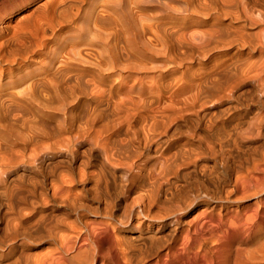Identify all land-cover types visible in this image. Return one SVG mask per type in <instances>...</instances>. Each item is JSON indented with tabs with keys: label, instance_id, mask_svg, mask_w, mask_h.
Here are the masks:
<instances>
[{
	"label": "bare ground",
	"instance_id": "6f19581e",
	"mask_svg": "<svg viewBox=\"0 0 264 264\" xmlns=\"http://www.w3.org/2000/svg\"><path fill=\"white\" fill-rule=\"evenodd\" d=\"M24 7V4L15 5L8 13L3 10L7 16ZM32 10L36 14V25H32L35 35L31 34L37 44L35 42L34 46L28 33L30 29L26 28L29 36L19 43L16 41L19 36L13 35L17 33L14 32L12 37L16 40L14 37L12 40L19 46L15 43L16 48L11 50L2 47L5 52L0 54V127L8 134L13 132L11 136L17 129L26 134L24 139L20 135L23 144L17 150L18 159H26L29 164L36 162L41 170L38 171L43 172L49 158L58 154L56 149L69 148L71 143L66 134H77L78 139L79 134L84 137L83 134L92 131L96 136L92 135V141L102 147H97L100 152L97 157L107 168L112 166L113 156L122 150L128 151L133 145V139L128 137L132 131L135 139L137 137L134 143L140 145L142 141L147 150L146 158L154 162L151 171L146 172L148 178L137 175L128 179L126 176L123 183L119 181L121 192L128 196L139 191L140 195L137 193L139 196L133 200L138 206L128 210L131 203L124 197L122 215L115 217L111 205L116 194L102 199L99 214L108 220L91 223L97 224L95 227L88 224L89 229L84 220L86 232L79 245L72 240L71 228L70 237L59 236L62 222L57 217H53L56 218L53 225L44 229L45 236L41 235L43 216L38 209L43 206L39 200L46 201L42 198L45 192L38 190L42 180L30 178L23 183L22 178H18L13 181L18 183L12 187L0 180L2 196L7 198L11 213L8 222L14 227L12 239L22 235L33 240L32 236L39 234L42 239L58 240L56 251L46 252V258L36 260V257L32 262V257L30 261L23 256L21 261L16 255L10 264H94L97 254L102 258L99 264H264V112L252 113L248 104L264 106V0H46ZM16 26L18 29L19 25ZM17 29L14 30L19 34L20 29ZM64 29L70 32L57 50L43 42L44 32L50 31L54 37ZM5 41L10 43L4 40V45ZM219 51L221 55H216L213 64L205 67L212 54ZM29 58L40 67L24 68L23 63ZM194 58L197 61L192 66ZM154 63H159L158 75L149 80L146 74ZM189 63L191 66L186 65ZM185 81L192 87L188 103L183 101L185 99L181 100L182 105L173 103L176 92L171 89ZM87 95L89 98L82 101ZM163 96L168 103L159 105ZM208 98L215 102V106H211L216 109L211 117L207 116L204 126L198 127L199 132L185 135L182 141L171 140L169 126L188 114L204 110L210 102ZM46 113L64 116L58 127L47 132L49 128L44 127L42 118ZM38 126L41 132L37 134L34 132ZM214 129L216 132L212 133ZM121 132L125 133V139H119ZM156 136L163 138L157 143L154 142ZM42 138L51 143L41 147ZM3 141V137L0 138L1 152L5 147ZM161 145L166 146L163 151L156 149ZM244 148L250 152L246 154ZM109 150L113 153L109 154ZM127 156L129 158L130 154ZM206 158L216 160L224 178L215 181L205 178L207 187L196 191L175 183L177 178H167L176 171L174 169L180 168L178 166L195 165ZM60 179L61 184L66 180L73 182L72 178ZM106 181L108 184L107 178ZM92 189L91 193L97 188ZM64 191L57 188L51 192V197L61 199L63 193L68 195L71 190ZM120 226L126 228L128 235L116 239ZM12 252L13 247L9 254Z\"/></svg>",
	"mask_w": 264,
	"mask_h": 264
},
{
	"label": "rangeland",
	"instance_id": "374dc122",
	"mask_svg": "<svg viewBox=\"0 0 264 264\" xmlns=\"http://www.w3.org/2000/svg\"><path fill=\"white\" fill-rule=\"evenodd\" d=\"M2 1V2H1ZM43 1H46V0H0V18H2V20H0V49H2V50H0V54H2V53H4L5 51V49L4 48H2V47H5V46H7V47H5L6 48V50L8 49V50H11V49H13V48H16V45L17 46H19L18 44L20 43V40L22 39V40H24L25 38H27L29 35H28V33L30 34V36H32V34L31 33H33V35H35L34 33V28L32 27V25L34 26V25H36V18H35V20H34V16L36 15V14H34L33 12V6H35V5H38V4H40V3H42ZM31 3V4H30ZM4 4V5H3ZM22 4H24L25 5V7L23 8V9H20L19 11H17V12H15V13H13V14H11V15H8L7 14V16H5L6 15V13H8V12H10L12 9H13V7L15 6V5H22ZM174 6H175V4H174ZM4 7V8H3ZM20 7V6H19ZM2 9V10H1ZM3 9H6L5 11H6V13H4V10ZM32 10V11H31ZM28 11V12H27ZM29 12H31L30 14L31 15H33V17L31 16V15H29ZM33 13V14H32ZM28 14V15H27ZM5 16V17H4ZM27 16V18L26 19H24L25 17ZM28 16L29 17H32V19L31 18H28ZM22 17H24V18H22ZM17 19V20H16ZM29 20V21H33V23H31V22H27L26 20ZM31 19V20H30ZM23 20H25V22L23 21ZM20 21H21V24H20ZM17 22H19V23H17ZM29 23V24H28ZM25 24V25H24ZM3 25V26H2ZM5 25V26H4ZM16 25H19L18 26V29H17V26ZM9 26H11L10 28H9ZM16 26V27H15ZM2 27V28H1ZM8 27V28H7ZM15 27V28H14ZM20 27V28H19ZM25 29H24V28ZM17 29V30H19L20 29V31H19V34H18V31H15L14 29ZM26 28L27 29H30V30H28L29 32L27 33V30H26ZM33 29V31H31L32 29ZM4 30L5 31H7V32H4ZM11 30V31H10ZM12 30H13V32H12ZM31 31V32H30ZM3 32V33H2ZM14 32H17V33H15V34H13ZM23 32V33H22ZM61 32V33H60ZM60 32H58L57 34H55L56 36H54V37H52L51 36V34H50V31L49 32H44V37L47 39H45V40H43V42H46V44L51 48V49H55V50H57L58 48H59V46H60V44H61V42L68 36L67 34H69V30L68 29H64V31L62 30V31H60ZM68 32V33H67ZM25 33V34H24ZM49 33V34H48ZM12 34L13 35H15L16 37H18L19 36V38H18V40H16L15 38V36H13L12 37ZM18 34V35H17ZM39 35H43V34H41V33H38ZM9 35V36H8ZM10 35H11V37H10ZM48 35V36H47ZM50 35V36H49ZM2 36V37H1ZM5 36L7 37H10V38H8L7 37V39L5 38ZM64 36V37H63ZM25 37V38H24ZM5 38V39H4ZM12 38H13V40H16V41H18V42H13V40H12ZM31 38H33L32 39V42L34 43V46H35V42H36V44H37V39H35L34 38V36H32ZM50 38V39H49ZM2 39H3V41H2ZM4 40H10V43L8 44V43H6V41H5V43L7 44H5L4 45ZM21 40V41H22ZM36 40V41H35ZM51 40V41H50ZM12 42H13V45L15 44V43H17L16 45H14V47L12 46ZM86 42L87 43H89V40H86ZM1 43H2V45H1ZM4 45V46H3ZM11 45V46H10ZM12 47V48H11ZM41 47V46H40ZM40 47H37L36 48V50H39L38 48H40ZM84 48H86L87 46H83ZM1 51H2V53H1ZM4 51V52H3ZM220 53V54H219ZM221 53L222 52H215V53H213L212 54V59L210 58L209 60H207L208 62H206L205 63V67H209V66H211L212 64H213V61L212 60H215V59H217V57H219L220 55H221ZM216 55H217V57H216ZM214 56V57H213ZM195 59V58H194ZM193 59V61H192V66L196 63V59L194 60ZM32 59L31 58H29L26 62H24L23 64V67L24 68H27L28 70L30 69V70H32V65H33V68H34V65L36 66V67H40V65L39 64H37V63H35V62H33V61H31ZM211 60V61H210ZM32 62V63H31ZM28 63V64H27ZM30 63V64H29ZM204 63V62H203ZM156 64V65H155ZM2 65V67L4 66L3 64H1ZM187 66H191V64L189 63V64H186ZM185 65V66H186ZM159 66V63H154L153 65H151V66H149V67H152L151 68V70L149 71V72H147V79H153V78H155L157 75H158V67ZM17 67V66H16ZM30 67V68H29ZM36 67L34 68V69H36ZM161 71H163V70H161ZM149 73V74H148ZM160 73V72H159ZM155 74H156V76H155ZM188 81H185V82H182V83H179L177 86H175L174 87V89L172 88L171 89V91H174V92H176V95L175 96H173L172 97V100H174L173 101V103L175 102H178V103H176V104H178V105H182L185 101L187 102L188 100H189V98L187 99V97H190V95H191V90H192V87H191V83L190 82H188ZM189 84H190V86H189ZM187 93H189V94H187ZM89 96L90 95H87V96H83L81 99H82V101L83 100H85V98H89ZM166 97L168 96V95H165ZM165 96H163V98H161V99H163L162 101H161V99L159 100V105H164L167 101H168V99H166L165 98ZM177 96V97H176ZM183 97V98H182ZM168 98H169V96H168ZM175 98V99H174ZM182 98V99H181ZM183 99H185V100H183ZM166 100V101H165ZM181 100H183V101H181ZM208 100L210 101L209 103H207V105H206V107L204 106V110L203 109H199L196 113H192V114H188V115H186L183 119H180V120H177L176 121V123L174 124V123H172L171 125L173 126H169V128H168V131L170 132L169 134H168V136L169 135H172L171 137H170V139L171 140H178V141H182L183 139H185V135H187V134H189V133H194V132H199V130H198V127H199V129L200 128H202V126H204V124L206 123V121H207V119L209 118V117H207V116H212V114L211 113H213L214 111H215V109L216 108H212V106H215V102L214 101H212V100H210L209 98H208ZM183 102V103H182ZM162 103V104H161ZM168 103V102H167ZM182 103V104H181ZM188 103V102H187ZM211 103V104H210ZM209 104V105H208ZM214 104V105H213ZM234 104V103H233ZM248 104H250L251 105V108H250V110L252 111V113H259V111L258 110H260V113H263L264 112V106H261V104L259 105V104H252L251 102H248ZM212 105V106H211ZM234 105H236V106H238L237 104H234ZM210 107H211V109H210ZM259 108V109H258ZM204 111V115H203V111ZM207 110L208 111H210V112H208L207 113ZM256 111H258V112H256ZM53 114V115H52ZM45 115H47V116H43L42 118H43V121H44V127H46V129H48L49 128V130H46L45 128V130H46V132L47 131H52L51 129H54L55 127H58V125H60L61 123H62V121H63V115L62 114H58V113H56L55 115H54V113H51V116H50V113H46ZM191 115H193V116H191ZM201 115H203L202 117H201ZM68 116V115H67ZM194 116H196V117H194ZM197 117H199V118H197ZM66 118H69V117H66ZM187 120H186V119ZM197 118V119H196ZM201 118V119H200ZM189 119V120H188ZM66 120H68V119H66ZM186 120V121H185ZM202 120H204L203 122L204 123H202ZM194 121V122H193ZM199 121H201V122H199ZM189 122V123H188ZM196 123V124H195ZM104 124V123H103ZM47 125V126H46ZM178 125V126H177ZM196 125V126H195ZM201 125V126H200ZM170 127L172 128V129H170ZM180 127V128H179ZM195 127V128H194ZM0 129L2 130V131H4V132H2V131H0L2 134L0 135V138H2L3 137V140L5 141V139H6V141H8V142H4V146L6 147H2L1 148V150H2V152L0 153V155L2 154V153H4V152H6V153H4V154H2V158H1V156H0V180L1 181H3V182H5V184H7V186L9 185L10 187H12V185H15V184H17L18 183V181L17 182H13V181H15V180H21V178H22V181H23V183H26L27 181H28V179H30V178H33V179H35V180H37V181H41L40 183H41V185H42V187H39L38 188V190L39 191H41L42 193L43 192H45L44 193V197H42V198H45L46 199V201H40L39 200V202H42L41 203V205L43 206V208L42 209H38V211H42L41 212V215L43 216V220H42V222L40 223V231H41V235L42 236H45L44 235V229H46V228H48L49 226H51V225H53L54 223H55V220H56V218H53V217H57V219L58 220H60L61 222H62V227H61V231H59L58 230V234H59V236H61L62 238L65 236H67L68 235V233L70 234V235H72L71 234V232H73V234L74 235H72V240H75V243H76V245H79L80 243H81V241H80V239H81V236H83V233L85 234V232H86V227L89 229V225H90V227L92 226V227H95L94 225H92L91 223H94V222H98V221H102V220H104V221H107L108 219L107 218H102L101 217V214H99V212L102 210V207H103V205H102V203H101V200L103 199V200H105V199H108L109 197H112V195H114V194H116L115 196H116V200L114 201V204L113 205H111V207H112V209H111V211H112V214H113V216H115V217H119V216H121L122 215V213L121 212H123V210H124V201H123V198L124 197H126V198H128V200H127V202H128V204L129 203H131V204H129L128 205V210L132 207V206H134V207H137L138 205L136 204V203H134V197L136 198L137 196H139L140 195V193H139V191H136V193H131V194H129V196H128V194H125V192L123 193V192H121L123 189H121V187H119L118 185H119V183H121V182H119L120 180H122V183L125 181V179L126 178H136V176L137 175H139V176H142V175H144L143 177L145 178H148V175L146 174V172H149V171H151V169H152V164H153V162H154V160L153 159H149V158H146V151L147 150H144L145 148H143V147H145L144 145H143V142L141 141V143H140V145L138 144H136V143H134V140H135V142H137V137H136V139H135V136H133V132L131 131V132H129L128 133V137L130 136V138L131 139H133V145H131V147H129L128 148V151H121L119 154H117V155H115V156H113V158L111 159V160H114V161H111V163H113V164H111L112 166H113V168H112V166L110 167V166H107V168L105 167V166H102V160L99 158V157H97V153L99 154L100 152L98 151L100 148H102L101 146H100V143L98 144H96V141L94 142V141H92L93 139L92 138H94V137H96L95 135H94V133L91 131H89L88 133H85V135L83 134V136L84 137H81L82 135L81 134H79L80 136L78 137V139H77V134H66L65 135V137L66 138H68L69 137V139H70V145H69V148L68 149H64V148H59V149H56V151H57V155L56 156H54L53 158H49V160H48V164L47 165H45V167H44V170H43V172H40L41 170H40V168L39 167H37L38 165L36 164V162H33L34 164H36V165H31L30 166V164H33V163H28V161L26 160V159H24V161L23 160H21L20 158L18 159V157H17V150H19L18 148H20L21 147V144H23V139H24V137L26 136V134L25 133H21L20 131V129H17V130H15V132L17 133H15L16 134V136H13V135H15V134H13L12 136L10 135V134H12L11 132H10V134H8L9 132L8 131H6V132H8V133H6L5 132V129L3 130V128H1L0 127ZM37 131L36 132H34V133H37L38 134V132L40 133L41 131V127L40 126H38L37 127ZM40 129V130H39ZM196 130V131H195ZM34 131H35V129H34ZM174 131V132H173ZM33 132V131H32ZM188 132V133H187ZM216 132V129H214L213 130V132L212 133H215ZM5 133V134H4ZM89 133H91L90 134V137H89ZM5 137H4V136ZM20 135L22 136V138L20 137ZM74 135H76V137L74 136ZM87 135H88V137H87ZM94 137H93V136ZM144 134L141 132L140 133V136H143ZM24 136V137H23ZM132 136V137H131ZM12 137V138H11ZM15 137V138H14ZM122 137H124V138H122ZM134 137V138H133ZM19 138V139H18ZM21 138V139H20ZM77 140H76V139ZM126 138V136H125V133H123V132H121V134H120V138L119 139H125ZM156 138H157V140H156ZM160 138H163V137H161V136H159V139H158V136H156L155 137V139H154V142L156 141L157 143L160 141ZM73 139H75V140H73ZM88 139L90 140V142H91V144H90V142L88 141ZM10 140V141H9ZM95 140V139H94ZM41 144H40V146L41 147H47L51 142L48 140V139H44V138H42L41 139ZM76 141H78L77 143H76ZM21 142V143H20ZM73 142V143H72ZM93 142H94V144H93ZM6 143V144H5ZM9 145H8V144ZM16 143L18 144V146L16 145ZM42 143H44V144H42ZM92 145H95V146H92ZM8 146H10V147H8ZM92 146V147H91ZM99 146V147H98ZM140 148H139V147ZM97 147L99 148V149H97ZM137 147H138V149H137ZM165 145H161V146H158L156 149H160L161 151H163L164 149H165ZM9 148V149H8ZM11 148H13L12 149V151H14V152H12L11 151ZM74 148V149H73ZM94 148V149H93ZM143 148V149H142ZM8 149V150H7ZM73 149V150H72ZM89 149H91V150H89ZM67 150V151H66ZM69 150V151H68ZM72 150V151H71ZM94 150V151H93ZM132 150H134V152L132 151ZM97 151V152H96ZM133 153H132V152ZM135 151H136V153H135ZM10 152V153H9ZM12 152V153H11ZM62 152H63V154H62ZM73 152H74V155H73ZM129 152V153H128ZM244 152H247L246 154H248L249 152H250V150L248 149L247 150V148H244ZM61 153V154H60ZM71 153H72V155H71ZM111 153H113L111 150H109V154H111ZM123 153V154H122ZM126 153V154H125ZM132 153V154H131ZM142 153V154H141ZM263 153H264V151H263ZM77 154V155H76ZM130 154V157L129 158H127L128 156L127 155H129ZM159 154V153H158ZM4 155V156H3ZM6 155V156H5ZM61 155V156H60ZM73 157V159H72V157ZM76 155V156H75ZM124 155V156H123ZM13 156V157H12ZM96 156V157H95ZM119 156H120V158H119ZM67 157V158H66ZM70 157H71V160H70ZM75 157V158H74ZM114 157H116V158H114ZM155 157V156H154ZM69 158V159H68ZM10 159V160H9ZM63 159V160H62ZM99 159H100V161H99ZM18 160V161H17ZM20 160V161H19ZM65 160V161H64ZM73 160V161H72ZM63 161V162H62ZM72 161V162H71ZM21 162H23V163H21ZM100 162H101V164H100ZM203 162H204V164H203ZM215 163V166H214V163ZM20 163V164H19ZM197 164V165H196ZM200 164V165H199ZM28 165H29V167H28ZM50 165V166H49ZM84 165V166H83ZM187 167H181V166H178V167H180V168H176V169H174V170H176L177 171V169H178V171L176 172V171H174L173 173H171L172 175H170V176H167V178H177L176 180L174 179V181H175V183H177V184H181L182 186H188L190 189V191H196V190H199L200 188H202V189H204L205 187H207V185H208V182H206L207 180L206 179H212L213 180V178H214V180L213 181H215V179L216 178H222V176H223V178H224V173H223V171H222V169L220 168V166L217 164V162H216V160L214 161V159L213 158H206V159H204L203 161H198L197 163H195V165L194 164H190V165H186ZM205 166V167H204ZM59 169H58V168ZM103 167V168H102ZM109 167V168H108ZM132 169H131V168ZM135 167H136V170H135ZM217 167V168H216ZM34 168H36V169H34ZM37 168H39V169H37ZM61 168V169H60ZM80 168V169H79ZM111 168V169H110ZM134 168V169H133ZM146 170H145V169ZM207 168V169H206ZM215 168V169H214ZM220 168V169H219ZM4 169H6V170H4ZM29 169V170H28ZM32 169H34V170H32ZM104 169V170H103ZM110 169V170H109ZM124 169H125V171H124ZM130 169V171H127V170H129ZM192 169V170H191ZM217 169V170H216ZM32 170V171H31ZM38 170H40V171H38ZM106 170V171H105ZM109 170V171H108ZM119 170V171H118ZM133 170V171H132ZM180 170H182V171H180ZM221 170V171H220ZM5 171V172H4ZM59 171V172H58ZM120 171H121V173H120ZM180 171V172H179ZM204 171V172H203ZM33 172V173H32ZM37 172V173H36ZM41 174H40V173ZM108 172V173H107ZM123 172V173H122ZM131 172V173H130ZM145 172V173H144ZM206 172H207V174H206ZM218 172V173H217ZM41 175H39V174ZM126 173V174H125ZM132 173H133V175H132ZM200 173H201V176H199L200 175ZM221 173H223V174H221ZM5 176H4V175ZM20 174V175H19ZM25 174V175H24ZM30 174H32V175H30ZM121 174V175H120ZM123 174V175H122ZM141 174V175H140ZM145 174H146V176H145ZM175 174V175H174ZM204 174H206V175H204ZM218 176H217V175ZM221 174V175H220ZM7 175V176H6ZM61 175H62V177H61ZM129 175V176H128ZM131 175V176H130ZM176 175H177V177H176ZM182 175V176H181ZM212 175V177H210ZM237 175H240V172L237 174ZM32 176V177H31ZM44 176H45V178H44ZM121 176H122V179H121ZM127 176V177H126ZM192 176V177H191ZM217 176V177H216ZM126 177V178H125ZM149 177H150V175H149ZM19 178V179H18ZM25 178V179H24ZM26 178H27V180H26ZM38 178V179H37ZM43 178V179H42ZM60 178H66V179H68V178H72L71 179V181H73L72 183H73V185H70V184H72L71 182H70V180H66V183L68 184L69 182H70V184H66V183H64V184H61L62 183V181L60 182ZM82 178H84V179H82ZM86 178V179H85ZM95 178H98V179H95ZM106 178H107V180L109 181L110 179H112V180H110L109 182H108V184H110L109 186H108V184H107V181H106ZM108 178H110V179H108ZM113 178H115L114 180H113ZM125 178V179H124ZM128 178V179H129ZM151 178V177H150ZM159 178V177H158ZM179 178V179H178ZM204 178V179H203ZM206 178V179H205ZM227 178H230V176L229 175H227ZM5 179V180H4ZM40 179V180H39ZM87 179H89V180H87ZM91 179V180H90ZM102 179H103V181H102ZM193 179V180H192ZM198 180V182H197V180ZM82 180V181H81ZM87 180V181H86ZM98 180V181H97ZM106 181V183H104L105 181ZM117 180V181H116ZM124 180V181H123ZM26 181V182H25ZM49 181H51L52 182V184L53 185H55V186H53L51 183H48ZM68 181V182H67ZM85 182V183H82V182ZM89 181V182H88ZM96 181V182H95ZM118 182V183H116V182ZM190 181V182H189ZM192 181V182H191ZM204 181V182H203ZM20 182V181H19ZM90 182H92V183H90ZM99 182V183H98ZM114 182V183H113ZM184 182V183H183ZM186 182H188V183H186ZM193 182H195V184H193ZM198 183V185H197V183ZM81 183V184H80ZM96 183V184H95ZM190 183V184H189ZM192 183V184H191ZM204 183V184H203ZM46 184V185H45ZM57 184L59 185V186H57ZM83 184V185H82ZM98 184V185H97ZM105 186H104V185ZM114 184V185H113ZM44 185V186H43ZM63 187H62V186ZM65 185H67V187L65 186ZM94 187L93 189H92V187ZM94 185V186H93ZM113 185V186H112ZM203 185H205V186H203ZM53 186V187H52ZM61 186V187H60ZM72 186V187H71ZM83 186V188H81ZM99 186L101 187V186H103L104 188L106 187V186H108V187H110V189H107L108 187H106L105 189L106 190H104V188H102L101 187V189H99ZM116 186V187H115ZM118 186V187H117ZM196 186L197 188H195V189H192V188H194V187ZM0 187H2V184L0 185ZM87 187H91L90 189H92V190H94L95 188H97V189H95L94 191H92L93 193H91V190L89 189V188H87ZM46 188V189H45ZM57 188H62L63 189V191L65 190V191H67L68 189L69 190H71L70 192H69V194L67 195L66 193H63L64 194V196H65V198H64V196L62 195V197H61V199H59L57 196H59V195H57L56 197V199L55 198H52L51 197V192H53V190H55V189H57ZM74 188H75V190H74ZM87 189V191H85L86 189ZM121 190H120V189ZM124 189H125V187H123ZM85 189V190H84ZM90 190V192H89V190ZM103 189V190H102ZM114 189V190H113ZM192 189V190H191ZM202 189H200V190H202ZM73 190H74V192H73ZM115 190H117V191H115ZM4 190L3 189H0V264H10L11 263V260H13L15 257H17L18 259H21V261L22 260H24L23 259V256H24V258H29V260L30 259H32V262H34V261H36V260H39L40 258L41 259H44V258H46L48 255H46V252H47V254H48V252H51V253H53V252H55L56 250H54V249H56L57 248V246H58V240L57 241H51V240H47V238L46 237H44V239H42V238H39L40 237V235L39 234H35V235H33L32 237H33V240L31 239V237L30 238H27V237H25V236H22V235H17V236H15L13 239H12V232H13V225L11 224V223H9L8 222V219H10V217H11V213H10V211H8L9 209H8V201H7V198L5 197V196H2V192H3ZM64 191V192H65ZM79 191V192H78ZM105 193H104V192ZM107 191H109V192H107ZM112 191H113V193H112ZM119 191V192H118ZM75 192H76V194H75ZM96 192H97V194H96ZM106 192H107V194H106ZM111 192V193H110ZM118 192V193H117ZM73 193V194H72ZM90 193V194H89ZM139 195H138V194ZM70 194H72V195H70ZM77 194H81L80 196L78 195L77 196ZM85 194V195H84ZM91 194H92V196H91ZM95 194H96V196H95ZM99 194V195H98ZM105 194H106V196H105ZM122 196H121V195ZM137 194V195H136ZM142 194V193H141ZM77 197V199L78 200H76V197ZM103 195V196H102ZM125 195V196H124ZM134 195H136V196H134ZM52 196H53V193H52ZM71 196V197H70ZM88 196V197H87ZM100 196V197H99ZM115 196H113V197H115ZM120 198H119V197ZM91 197V198H90ZM94 197H96V198H94ZM98 197L100 198V200L98 201ZM112 197V198H113ZM70 198H73V199H71L70 200ZM88 198V199H87ZM90 198V199H89ZM119 198V199H118ZM132 198V199H131ZM95 200V202H94V200ZM102 200V201H103ZM118 200V201H117ZM122 200V201H121ZM52 201H54V202H52ZM61 201H64V203H62V204H60L61 203ZM84 201V202H83ZM96 201H98V202H96ZM57 202L59 203V205L57 204ZM66 202V203H65ZM77 202H79V203H77ZM81 202V203H80ZM100 202V203H99ZM74 203V204H73ZM44 204V205H43ZM52 204V205H51ZM63 204H65L64 206H63ZM70 204V205H69ZM116 204V205H115ZM121 204V205H120ZM48 205V206H47ZM87 205V206H86ZM119 205V206H118ZM76 206V207H75ZM92 208H91V207ZM93 206H94V208H95V210H94V208H93ZM68 207H70V208H68ZM79 207V208H78ZM81 207V208H80ZM97 207L98 208H100L99 210L97 209ZM114 207H115V209H114ZM117 207V208H116ZM120 209H119V208ZM123 207V208H122ZM122 208V209H121ZM89 209H91V210H94V211H90ZM118 209V210H117ZM77 212H76V211ZM96 210H97V213L99 214H96ZM115 210V211H114ZM122 210V211H121ZM114 211V212H113ZM94 213L95 214V216H93L94 214H91L90 215V213ZM120 212V213H119ZM3 213V214H2ZM9 213V214H8ZM29 213H30V211H29ZM45 213V214H44ZM88 213H89V215H88ZM117 213V214H116ZM26 214H28V211H27V213ZM82 214V215H81ZM49 215V216H48ZM51 215H52V217H51ZM55 215V216H54ZM84 215V216H83ZM80 216H83V217H80ZM98 216H100V217H98ZM8 217V218H7ZM47 219H46V218ZM62 217H63V219H62ZM79 217H80V219H79ZM86 217V218H85ZM95 217V218H94ZM49 218H50V220H49ZM61 218V219H60ZM99 218V219H98ZM101 218V219H100ZM2 219V220H1ZM92 219V220H91ZM106 219V220H105ZM65 222H64V221ZM68 220V221H67ZM85 220V221H84ZM90 220V221H89ZM96 220V221H95ZM52 222V224L50 223V222ZM67 221V222H66ZM69 221H71L70 223H69ZM78 221V222H77ZM82 221V222H81ZM83 221H84V224H85V222L87 223V224H85L86 225V227H85V225L83 224ZM88 221V222H87ZM92 221V222H91ZM3 222V223H2ZM44 222V223H43ZM46 222V223H45ZM49 222V223H48ZM73 222V223H72ZM90 222V223H89ZM64 223H65V226H67L66 228H65V226H64ZM67 223H69V224H67ZM71 223L75 226H73L72 227V225H71ZM82 223V224H81ZM43 224V225H42ZM89 224V225H88ZM64 226V227H63ZM70 226V227H69ZM84 227V228H83ZM10 228V229H9ZM65 228V230H63ZM69 228H71V230L69 229ZM79 229V230H77V229ZM69 229V230H68ZM74 229H76V230H74ZM84 229V230H83ZM126 228L124 227V226H120L119 227V231H117V233H116V237L118 236V238H116V239H119L120 237H121V235L122 236H127L128 235V233H126V230H125ZM83 230V231H82ZM71 231V232H70ZM82 232V233H81ZM79 233H81V234H79ZM122 233V234H121ZM64 236H63V235ZM124 234V235H123ZM80 235V236H79ZM38 237V238H34V237ZM64 237V238H65ZM68 237H70L69 235H68ZM35 239V240H34ZM36 239H38V240H36ZM78 239H79V241H78ZM32 240V241H31ZM59 240H61V238L59 239ZM35 241V242H34ZM37 242V243H36ZM54 244V243H56L55 245H53L52 243ZM13 247V252L11 253V254H9V251H10V248H12ZM50 247V248H49ZM51 248H53V249H51ZM19 250V251H18ZM106 252V251H105ZM104 252V253H105ZM20 253V254H19ZM19 254V255H18ZM35 254V255H34ZM17 255V256H16ZM28 255V256H27ZM36 255H38V256H36ZM40 255H42V256H40ZM45 255V256H44ZM50 255V254H49ZM100 254H97L96 255V257H95V261H94V264H99V262L102 260V258H101V255L99 256ZM26 256V257H25ZM35 256V257H34ZM99 256V257H98ZM32 257V258H31ZM36 257H37V259H36ZM16 259V258H15ZM36 259V260H35ZM31 261V260H30Z\"/></svg>",
	"mask_w": 264,
	"mask_h": 264
}]
</instances>
